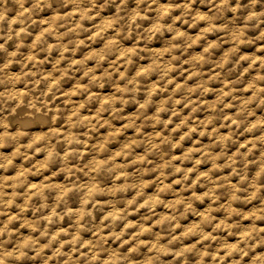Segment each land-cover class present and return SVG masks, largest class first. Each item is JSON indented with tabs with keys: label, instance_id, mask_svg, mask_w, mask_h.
Instances as JSON below:
<instances>
[{
	"label": "rangeland",
	"instance_id": "374dc122",
	"mask_svg": "<svg viewBox=\"0 0 264 264\" xmlns=\"http://www.w3.org/2000/svg\"><path fill=\"white\" fill-rule=\"evenodd\" d=\"M221 2L42 0L37 7V0H0V137L9 133V137L0 140L4 145L0 147V165L6 163L3 157L12 158L9 167H0V229L7 225V230L0 234V255L14 253L6 264H103L114 253H119L114 264H148L150 260L152 264H221L219 259H213L217 254L226 257L223 264H264V260L256 259L264 257V231L253 232L247 239H241V234L252 227L264 229V218L245 219L249 213L264 209V91L257 92V88L264 89V79H258L264 77V67L260 62L254 63L257 57L264 59V15L248 19L252 12L264 13V0H228L220 8ZM183 5H190V9L181 7ZM161 6L174 9L162 20ZM87 9L91 11L82 18L81 13ZM137 13L139 18L134 20ZM197 14L212 18L216 30L202 34L210 24L207 19L196 22L193 18ZM106 22L111 23V27L104 26ZM157 23L164 27L153 31ZM48 29L52 31H46ZM240 30L244 32L243 43L235 40ZM177 31L184 32L185 36L173 40ZM97 32L100 35H96ZM41 33L44 35L39 43L40 40L35 39ZM200 36L201 39L193 43ZM110 41L116 42L110 44ZM210 43L216 47L206 53L204 50ZM126 50L134 51L121 59ZM12 51L17 55H12ZM28 56L35 57L37 62L29 61ZM99 56L105 58L101 60ZM197 56H203V62L196 61L194 57ZM226 56L228 62L225 64ZM64 66L70 67L66 70L62 68ZM169 66L171 71L167 70ZM144 68L150 71L137 77ZM26 72L36 75L25 76ZM193 72L199 75H193ZM120 73L125 74L123 79ZM13 76L21 79H10ZM44 76L51 77L49 84L60 80L47 96L44 93L48 92L49 85ZM94 76L100 79L93 80ZM133 79L136 82L129 84ZM170 80L173 83H169ZM202 84L211 90L205 92L199 87ZM153 85L156 91L151 95L150 103L141 108L149 101ZM250 85L255 87L249 88ZM119 88L128 90L121 92ZM189 89L196 91L189 92ZM17 91L26 93L20 98L23 103L8 98L10 92L19 93ZM73 92L76 95H71ZM106 99H114L115 103H103ZM69 100L71 103L66 104ZM246 101L251 102L246 104ZM33 103L38 108L32 106ZM81 104L84 107L70 124L68 117ZM28 105L36 108L30 109ZM161 105L164 111L159 110ZM51 108H55L54 111ZM53 112H57L56 115ZM39 115L46 120L38 118ZM84 116L96 119L78 123ZM22 120L32 123L23 128ZM209 120L211 122L206 123ZM233 120L238 123L234 124ZM253 124L257 126L252 128ZM61 131L62 134H58ZM117 132L118 135L109 136V133ZM68 135H74L81 143L69 145L65 139ZM12 136L16 138L12 139ZM37 137L43 139L31 149L21 148L14 155L19 145L28 144ZM221 137L229 138L218 142ZM133 141L138 143L126 150L128 155L112 160ZM52 145H55V155L46 168H38L48 152H37V149H48ZM98 145H105L103 151ZM193 148L204 149L211 155H204L203 151L192 152L184 159ZM67 152L72 155L65 160ZM212 156L219 159L213 161ZM140 157L145 159L134 163ZM96 160L109 163L93 172L91 169ZM197 160L201 162L197 164ZM233 160L235 163L230 164ZM214 163L220 167L213 169ZM116 165L127 167L117 169ZM67 168L73 170L71 174L65 171ZM178 168L183 171L177 172ZM21 169L30 171L19 179H11ZM189 169L193 171L185 179ZM121 172L128 175L118 180ZM201 173H208L211 181L218 184L205 178L193 186ZM93 183L103 192L93 194L85 205L87 188L82 186ZM144 184L147 187L141 189ZM125 185L129 187L124 188ZM165 185L169 187L161 192ZM68 187L74 190L63 200H58L62 188ZM213 187L217 188L215 196L219 198L215 202L205 196ZM236 188L240 189L236 193L239 199L233 201ZM198 196L204 198L196 199ZM152 197H159L162 203L146 204ZM181 198L192 208L185 211L184 204L168 207ZM130 201L134 202L130 204ZM142 204L146 206L140 207ZM229 205L237 210L231 218L227 210ZM53 208L58 215L49 223L44 217L51 215ZM209 208L216 209L211 213L215 219L201 224L203 216L200 214L207 213ZM69 210L71 214H67ZM81 210L91 215L86 214L81 219L78 215ZM115 212L121 214L115 222L105 219ZM259 214L264 217V212ZM165 216L176 219L157 224ZM222 220L236 227L217 229L216 225ZM128 224L133 227H127ZM193 224H200V229L184 236ZM142 228L150 231L137 236ZM45 229L47 234L42 235ZM201 231L211 233L216 239L201 242ZM57 232L62 234L52 241L51 237ZM77 233L80 240L76 244L66 243ZM27 238L36 243L23 248L24 255L17 259L16 255L21 251L18 245ZM85 242H91L90 246L83 247ZM61 243L64 244L62 249ZM154 244L167 247L168 252L152 250ZM229 244L239 245L230 256L225 248ZM133 248L136 251H131ZM185 248L192 250L176 255ZM58 249L59 255L56 254ZM205 251L208 255L202 257L201 253ZM97 252L98 259L92 261V255Z\"/></svg>",
	"mask_w": 264,
	"mask_h": 264
},
{
	"label": "clouds",
	"instance_id": "9594fccd",
	"mask_svg": "<svg viewBox=\"0 0 264 264\" xmlns=\"http://www.w3.org/2000/svg\"><path fill=\"white\" fill-rule=\"evenodd\" d=\"M41 2H42V0H37V4H36V6L39 7V5H40ZM253 2H255V0H253ZM227 3H228V0H222L221 4L218 5V7L222 8V7H223L225 4H227ZM181 7H184V8H186V9H190V5H183V6H181ZM173 10H174V9H173L172 7H170V6H161V8L159 9V11H160L161 14H162V15H161V20L164 18V16H167V15L170 14ZM236 10H237V9H233V11H236ZM26 11H28V10H26ZM89 11H91V9H87V10H85L83 13H81L82 18H83L84 16H86V15H87V12H89ZM261 15H264V13H256V12H252V13H250L248 19L251 20V19L257 18V17H259V16H261ZM136 18H139V13H137V17H134V20H135ZM177 19H179V17H178ZM193 19H194L196 22H199V21H202V20H206V19L209 20V24H210V26H209L208 28H206V29H203V30H202V34H203V33H207V32H211V31H213V30H216V26H215V24L212 23V18L206 17V16L201 15V14H197ZM185 22L187 23V21H185ZM104 26L111 27V23L106 22V24H105ZM163 27H164V26H163L161 23H157V24L154 26V28H153L152 30H153V31H159V30H160L161 28H163ZM102 28H103V26H102ZM46 31H52V29H48V30H46ZM43 35H44V33H41V36H40V37H37V40L39 41V40L43 37ZM96 35H100V33L97 32ZM243 35H244L243 30H240V34L237 35V36H235V40H236V41H239L240 43H243L244 41L241 39V37H242ZM183 36H185V33H184V32L177 31V34H176V36L173 37V40L179 39V38H181V37H183ZM201 37H202V36H200V37H196V39L193 41V43H196L199 39H201ZM189 39H191V37H189ZM115 42H116V41H110L109 43L112 44V43H115ZM80 43H83V41H81ZM189 46H191V45H189ZM174 47H175V45H174ZM214 47H216V44H214V43H210L209 46H208L207 48H205L204 51H205L206 53H207V52H210L211 49L214 48ZM129 51H134V50H126L124 53L121 54V59L124 58V56L128 55V52H129ZM169 51H171V50H169ZM232 51H235V49H233ZM13 55H15V54H13ZM92 55L95 56V55H98V54H97V53H93ZM99 58H100L101 60H103L105 57H104V56H99ZM34 59H35V57H29V58H28L29 61H32V60H34ZM173 59H175V57H173ZM194 59H195L196 61H198V62H203L204 57H203V56H197V57H194ZM227 62H228V61H227V56H226V58H225V64H226ZM255 62H260V63H261V66L264 67V59L257 57L256 60L254 61V63H255ZM74 63H81V62H80V61H74ZM128 63H131V61L129 60ZM25 67H26V65H25ZM167 70H168V71H171L172 69H171V67L169 66ZM90 71H91V70H90ZM117 71H118V69H117ZM148 71H150L149 68H144V69H142L140 72L137 73V77L140 76V75H143L144 73H146V72H148ZM29 75L34 76V75H36V74L33 73V72H26V73H25V76H29ZM85 75H88V73H85ZM124 75H125L124 73H120L121 79L124 78ZM193 75H199V73L193 72ZM61 78H62V77H61ZM10 79L15 80V81H19V80L21 79V77H19V76H13V77H10ZM43 79H44V80H49V79H51V77H50V76H44ZM97 79H100V78H99V77H95V76L93 77V80H97ZM258 79H264V77H258ZM135 82H136L135 79H133V80H130V81H129V84H133V83H135ZM36 83H37V86H39L40 81L38 80ZM169 83H173V81L170 80ZM205 83H207V82H205ZM58 84H59V80H53L52 83H50L49 86H48V92L46 93V95L51 94L52 89L55 88ZM177 87L179 88L180 86L177 85ZM199 87L204 88V91H205V92L211 90V89H208V88L204 87L203 84L200 85ZM226 87H227V85H226ZM251 87H255V85H250L249 88H251ZM127 90H128L127 88H119V89H118V91H121V92H127ZM155 91H156V86L153 85L152 93L149 94V101H147L145 104H142V105L140 106L141 108H146V107H147V104L150 103V101H151V95L154 94ZM194 91H196V89H189V92H194ZM260 91H264V89L257 88V92H260ZM25 95H26V93H24V92H19V93L13 92V93L10 94V96H9L8 98H9V99H12V100H18L19 103H23V100L20 99V98L23 97V96H25ZM66 95H68V94L66 93ZM71 95H76V93L73 92V93H71ZM224 95H231V93H224ZM255 98H256V97H255V95H254V96H253V99H255ZM89 99H91V96L89 97ZM221 99H223V98L221 97ZM110 102L114 104V103H115V100L112 99L111 101H109V100L106 99L103 103L107 104V103H110ZM218 102H219V101H218ZM250 102H251V101H246L245 103L247 104V103H250ZM262 102H264V101H262ZM67 103H71V101L69 100V101H67ZM124 103H127V101H124ZM165 103H166V102H165ZM176 103H180V101H176ZM193 103H195V101H193ZM83 107H84V105L81 104L79 108L74 109L73 112H72V114L68 117V120H69V121H72V119H73L74 117L79 116L80 109H82ZM101 110H103V105H102V107H101ZM159 110H160V111H164V110H165L164 107H163V105H161V107H160ZM113 111L115 112L116 109L113 108ZM91 119H96V117H91V118H89V117H87V116H84V117H81V118H80V120L78 121V123H84L85 121H89V122H90ZM228 119H231V117H228ZM210 122H211V121L209 120V121L206 122V123H210ZM233 123L236 124V123H238V122L235 121V120H233ZM129 126H130V125H126V127H129ZM256 126H257L256 124L251 125L252 128H255ZM5 127H7V125H5ZM73 127H75V125H73ZM93 127H94V126H93ZM193 131H195V129H193ZM58 134H62V133H58ZM203 134H204V133H201V135H203ZM112 135H118V132H117V133H109V136H112ZM186 135H188V134H186ZM5 137H9V133L5 132V133H4V136H3V137H0V140H2V139L5 138ZM11 138H12V139H15L16 137H15V136H12ZM157 138H158V137H157ZM228 138H229V137H221V138H220V141H218V142H223V141H225V140L228 139ZM41 139H43V137H37L35 140L31 141V142L28 143V144H21V145H19V146L17 147V149H16V153H14V155H15V154H18V153L20 152L21 148H28V149H31V148L34 147V145H35L36 143H38ZM65 139L67 140V142H68L69 145H71L72 143H76V144L81 143V141H80L77 137H75L74 135H68V136L65 137ZM183 139H184V137H181V140H183ZM58 142H59V141H58ZM106 143H107V140L105 141V144H106ZM136 143H138V141H133L132 144L125 145L124 151H121V152L116 153V155L112 157V160H115L116 156L128 155L129 153H128L126 150L132 148V145H133V144H136ZM3 146H4V145H3L2 143H0V147H3ZM98 147L101 149V151H103L105 145H98ZM153 147H159V145H153ZM44 150H46V151L48 152V156H47V158H46V160L44 161L43 164L38 165V168H46V167H47L48 162H49V161L52 159V157L55 155V145H52V146H51L50 148H48V149H37V152L44 151ZM199 151H203V152H204V155H207V156H210V155H211L208 151H206V150H204V149H196V148H193V149H190L189 152L186 153L185 156H184L183 158L186 159V158H188V156L191 155L192 152H199ZM70 155H72V152H67V153L65 154V156H64V159L66 160L67 157L70 156ZM82 155H83V154H82ZM179 158H180V157H174L173 159H179ZM211 158H212L213 161H216V160L219 159V157H217V156H212ZM3 159L6 161V163L3 164V165H0V167L7 168V167H9V166L12 164V158H10V157H3ZM144 159H145V157H140V158H138L137 161H134V163H136V162H140V161H143ZM200 162H201V161H199V160L196 161L197 164H199ZM107 163H109V161H100V160L93 161V165H94V167H92L91 171H93V172H98L99 169H100L102 166H104L105 164H107ZM232 163H235V161L233 160V161L230 162V164H232ZM228 166H230V165H225V167H228ZM124 167H127V166H126V165H116V168H117V169H119V168H124ZM164 167H167V165H164ZM219 167H220V165L215 164V163L213 164V169H217V168H219ZM110 170H113V169H110ZM29 171H30V170H28V169H21L20 173H19L16 177H12L11 179H19L21 176H25ZM65 171H67L69 174H71L73 170H72L71 168H67V169H65ZM179 171H183V169L178 168V169H177V172H179ZM192 171H193V169H189V170H188V172L185 174V179L188 178V176L191 174ZM234 173H235V169H234ZM127 175H128V174H127L126 172H121L120 175L117 176V179L119 180V179H121L122 177H127ZM205 178H207V179H209V180L211 181V177L209 176L208 173H201V175H200L199 177H197V180L194 182L193 186H195V183H199V181H200L201 179H205ZM5 179L7 180V179H9V178H5ZM223 179H227V178L224 177ZM176 183H180V181H177ZM211 183H213L214 185L218 184L217 181H211ZM14 186H15V185H14ZM31 187L34 188L35 185H32ZM48 187H56V188H59V187H62V186H60V185H48ZM82 187H86V188H87V194H86V196H85V198H84V204H85V205H87V204L90 202L89 197H91L93 194H96V193H102V192H103V189H100V188H99V185L96 184V183H93V184L88 185V186H82ZM127 187H129V185H125V186H124V188H127ZM140 187H141V189H142L143 187H147V184L141 185ZM168 187H169V185H165L164 188H161V189H160V191L163 192V191L165 190V188H168ZM233 187L235 188V185H233ZM73 190H74L73 187L62 188L61 195H60L57 199H58V200H63L64 197L67 196L68 193L71 192V191H73ZM120 190H122V189H113V191H120ZM216 191H217V188H216V187H213V188H211L207 193H205V196H208V197L213 198V200H214V202H215V200L219 199L218 197L215 196V192H216ZM239 191H240V189H239V188H236L235 192H234L233 195H232V200H233V201L239 199L238 195L236 194V193H238ZM252 195H253V198H254V197H255V193H253ZM203 198H204V197H199V196L196 197V199H201V200H202ZM133 202H134V201H130L129 203L131 204V203H133ZM155 203H162V201L159 199V197H152V198L149 199V201L146 202V204H155ZM146 204H142L140 207H144V206H146ZM181 204H184L185 211H187L188 209H191V208H192V205H191L190 203H185L184 200H183V198L174 201L172 204L168 205V207H170V208H176L178 205H181ZM227 210H228V212H229V218H231V215H232V214H236V213H237V210H236L235 208L231 207L230 205L227 207ZM213 211H216V209L209 208L207 213H201V214H200V215L203 216V220L201 221V224H203V223H211V221H212L213 219H215L214 217L211 216V213H212ZM259 212H264V209H260L258 212H252V213H249L248 215L245 216V219H250V218L253 217V216H255L256 219H262V218H264V217H261V216H260ZM67 214H71V210H69V212H68ZM86 214H87V215H91V213H85L83 210H81L80 213H78V215L80 216L81 219H83L84 215H86ZM57 215H58L57 210H56L55 208H53L51 215L44 217V219L47 220L49 223H51L52 220H53V218L56 217ZM120 216H121V214H120L119 212H115V213H110L108 217H105V219H109V218H110V219L113 220V222H115V220L119 219ZM60 218L63 219V217H60ZM12 219H15V217H13ZM175 219H176L175 216H165V217H162L161 220L157 221V224H163L165 221H173V220H175ZM10 222H11V221H10ZM77 223H79V221H77ZM127 227H133V225H132V224H128ZM176 227L178 228V227H179V224H177ZM200 227H201L200 224H193L192 227L186 229V231L184 232L183 235H184V236H188V235L191 234V233H195L198 229H200ZM234 227H236V225H234V224H231V225H230V224H228V223H227L226 221H224V220L220 221V223L216 225V228H217V229H219V228H223V229H225V230H228V229H231V228H234ZM6 230H7V225H5V228H4V229H0V234H3V232L6 231ZM34 230H36V229H34ZM47 231H48V230L45 229V231H44V233H42V235H46V234H47ZM101 231H103V229H102ZM147 231H150V229H148V228H142L141 231H140L139 233H137L136 235H137V236H139V235H143V233H144V232H147ZM258 231H264V229H257V228H255V227H252L251 229H249V230L243 232V233L241 234V239H242V241L245 240V239H247L248 237H250V236L252 235L253 232H258ZM61 234H62V233L57 232L55 235H53V236L51 237V240H52V241L57 240ZM98 235H99V233H98ZM113 235H115V233H113ZM122 235H123V233L120 234V236H122ZM200 235H201L202 238H203L201 242H203L204 240H215V239H216V237L213 236L211 233H206V232L201 231V232H200ZM120 236H117V239H119ZM133 238L135 239V237H133ZM101 239L103 240V239H105V238H104V237H101ZM175 239H179V237H176ZM79 240H80V236H79V234L77 233V235H76L75 237H73L72 240L67 241L66 243L76 244ZM128 242H129V241H125V243H128ZM35 243H36V241L32 240L31 238H27V239H25V241H24L22 244L18 245V248H19L21 251L19 252L18 255H16V258L19 259L20 256L24 255V253H23V251H22L23 248L27 247L29 244H35ZM140 243L143 244L144 242L141 241ZM90 244H91V242H85L84 245H83V247L87 248V247L90 246ZM45 247H47V246H45ZM63 247H64V244L61 243V249H62ZM193 247H195V245H193ZM238 247H239V245H232V244L225 245V248L227 249V252H228V255H229V256H230L234 251H236V250L238 249ZM152 250H155V251H157V252H165V253L168 252V248H167V247L158 246V245H156V244H154V245L152 246ZM191 250H192V249H190V248H185V249H183L181 252L176 253V255H177V256H181V255H183L185 252H189V251H191ZM223 250H224V249H221V251H223ZM41 251H43V249H41ZM131 251H136V249L133 248ZM56 254H57V255L60 254V250H59V249L57 250V253H56ZM246 254H247V253H245V255H246ZM13 255H14L13 252H3V254L0 255V264H6L7 259L10 258V257H12ZM207 255H208V252H207V251L201 253V256H202V257H203V256H207ZM98 257H99V253L97 252V253H95L94 255H92L91 260H92V261H95L96 259H98ZM116 259H119V253H114V254L111 256V258H110L109 260L104 261L103 264H114V261H115ZM213 259H214V260L219 259L220 262H221V264H223V261L226 259V257H220V256L217 254L216 256L213 257ZM256 259H258V260H264V257H260V256H258V257H256ZM90 264H91V262H90ZM148 264H152L151 260L148 261Z\"/></svg>",
	"mask_w": 264,
	"mask_h": 264
},
{
	"label": "bare ground",
	"instance_id": "6f19581e",
	"mask_svg": "<svg viewBox=\"0 0 264 264\" xmlns=\"http://www.w3.org/2000/svg\"><path fill=\"white\" fill-rule=\"evenodd\" d=\"M57 2H58V1H57ZM11 25H12V24H11ZM14 26H15V25H14ZM11 28H13V27H11ZM13 29H14V28H13ZM13 32H14V31H13ZM22 33H23V32H22ZM26 33H27V32H26ZM31 34H32V33H31ZM31 34H29V35H31ZM12 35H13V34H12ZM14 35H15V34H14ZM14 35H13V36H14ZM18 35H20V34H18ZM23 35H24V34H23ZM23 35H22V36H23ZM15 36H16V35H15ZM31 36H32V35H31ZM38 36H39V35H38ZM7 37H8V36H7ZM19 37H20V36H19ZM26 37H27V36H26ZM39 37H40V36H39ZM8 38H9V37H8ZM30 38H31V37H30ZM9 39H10V38H9ZM11 39H12V38H11ZM16 39H17V38H16ZM18 39H21V37L18 38ZM18 39H17V40H18ZM4 40H5V39H4ZM31 40H32V39H31ZM35 40H37V39H35ZM18 41H19V40H18ZM22 41H23V39H22ZM41 41H42V40H40L39 43H40ZM23 42H24V41H23ZM27 42H28V41H27ZM47 42H48V41H47ZM7 43H8V42H7ZM18 43H19V42H18ZM33 43H34V41H33ZM33 43H32V44H33ZM35 43H36V42H35ZM43 43L45 44V42H43ZM3 44H5V43H3ZM3 44H2V45H3ZM21 44H22V43H21ZM23 44H24V43H23ZM25 44H26V43H25ZM37 44H38V42H37ZM44 44H42V45H44ZM35 45H36V44H35ZM35 45H34V46H35ZM50 45H53V44H50ZM50 45H49V46H50ZM59 45H60V44H59ZM0 46H1V45H0ZM3 46H4V45H3ZM7 46H8V45H7ZM19 46H21V45H19ZM28 46H30V45H28ZM38 47H39V46H38ZM59 47H60V46H59ZM61 47H62V46H61ZM1 48H2V47H1ZM5 48L8 50L7 47H5ZM29 48H31V46H30ZM50 48H52V46H50ZM53 48H55V46H54ZM12 49H13V48H12ZM18 49H19V47H18ZM32 49L34 50L35 48H32ZM14 50H15V49H14ZM16 50H17V49H16ZM19 50H21V47H20ZM53 50H54V49H53ZM2 51H3V50H2ZM9 51H10V50H9ZM41 51H42V50H41ZM46 51H47V50H46ZM12 52H14V51H12ZM36 52H37V51H36ZM39 52H40V51H39ZM48 52H49V51H48ZM4 53H5V52H4ZM7 53H8V52H7ZM15 53H16V52L12 53V55L15 54ZM18 53H19V52H18ZM37 54H38V53H37ZM4 55H6V53H5ZM4 55H3V56H4ZM7 55H8V54H7ZM12 55H11V56H12ZM15 55H17V53H16ZM22 55H23V53H22ZM29 55H30V54H29ZM35 55H36V54H35ZM8 56H9V55H8ZM8 56H7V57H8ZM5 57H6V56H5ZM13 57H17V56H13ZM25 57H26V56H25ZM28 57H29V56H28ZM32 57H33V56H32ZM4 59H5V58H4ZM38 59H39V58H38ZM7 60H8V59H7ZM35 60H36V59H35ZM35 60H34V61H35ZM5 61H6V59H5ZM8 61H9V60H8ZM12 61H13V60H11V62H12ZM17 61H18V60H17ZM18 62H19V61H18ZM32 62H33V61H32ZM35 62H37V61H35ZM6 63H7V61L5 62V64H6ZM9 63H10V61H9ZM20 63H21V61H20ZM3 64H4V63H3ZM11 64H13V63H11ZM21 64H23V63H21ZM27 64H28V63H27ZM31 64H33V63H31ZM36 64H37V63H35L34 65L37 66ZM25 65H26V64H25ZM9 66H10V65H9ZM20 66H21V65H20ZM32 66H33V65H32ZM3 67H4V68H7L6 66H3ZM3 67H2V69H3ZM22 67H23V66H22ZM26 67H27V66H26ZM33 67H34V66H33ZM69 67H70V66H69ZM69 67L65 68V66H64V67H62V68H65V69L67 70ZM9 68H10V67H9ZM9 68H8V69H9ZM12 68H13V67H12ZM10 69H11V68H10ZM54 69H55V68H53V70H54ZM20 70H22V72H23V68L20 69ZM62 70H64V69H62ZM11 71H12V70H11ZM64 71H65V70H64ZM22 72H19V73H22ZM12 74H13V73H12ZM14 75H15V74H14ZM64 75H65V74H64ZM60 76L62 77L61 74H60ZM63 77H64V76H63ZM57 80H58V79H57ZM49 81H50V80H46V81H45L46 84H47V82H48V85H49ZM59 81H60V80H59ZM45 82H44V83H45ZM50 83H52V82H50ZM11 86H12V85H11ZM14 88H15V87H14ZM14 88H13V89H14ZM13 89H12V90H13ZM5 90H6V89H5ZM5 90L3 89V91H5ZM6 91H7V90H6ZM17 92H19V91H17ZM25 92H26V91H25ZM1 93H2V92H1ZM3 93H4V92H3ZM5 93H6V92H5ZM12 93H13V92H12ZM7 94H8V93H7ZM10 94H11V92H10ZM27 94H28V93H27ZM44 94L46 95V93H44ZM44 94H43V95H44ZM63 94H64V93H63ZM67 94H68V93H67ZM8 95H9V94H8ZM30 95H31V94H30ZM32 95H33V93H32ZM45 95H44V96H45ZM64 95H66V93H65ZM64 95H63V96H64ZM46 96H47V95H46ZM53 96H54V95H53ZM66 96H69V95H66ZM66 96H65V97H66ZM38 97H39V96H38ZM55 97H56V96H55ZM36 98H37V96H36ZM40 98H42V97H40ZM45 98H46V97H45ZM53 98H54V97H53ZM69 98H70V97H69ZM69 98H68V99H69ZM25 99H26V98H25ZM27 99H28V98H27ZM30 99H31V96H30ZM30 99H29V101H30ZM42 99H44V97H43ZM70 99H72V98H70ZM46 100H47V99H45V101H46ZM72 100H73V99H72ZM32 101H33V100H32ZM32 101H30V102H32ZM37 101H38V100H37ZM37 101H36V102H37ZM45 101H44V103H45ZM47 101H48V100H47ZM61 101H63V99H62ZM61 101H60V102H61ZM64 101H66L65 98H64ZM33 102H34V101H33ZM40 102H41V101H40ZM42 102H43V101H42ZM42 102H41V103H42ZM50 102H51V101H50ZM51 103H52V102H51ZM29 104H30V103H29ZM55 104H56V103H55ZM55 104H53V105H55ZM66 104H67V102H66ZM33 105H34V103L32 104V106H33ZM69 105H70V104H69ZM71 105H72V104H71ZM28 106H29V105H28ZM34 106H37V105H34ZM39 106H40V105H39ZM48 106H49V105H48ZM46 107H47V105H46ZM51 107H52V106H51ZM56 107H57V106L55 105V108H56ZM29 108H30V109H31V108H34V109H35L36 107H31V106H29ZM37 108H38V106H37ZM39 108L41 109V106H40ZM42 108H43V107H42ZM55 108H54V109H55ZM63 108H64V107H63ZM49 109H50V108H49ZM51 109L54 111L53 108H51ZM57 109H58V107H57ZM59 110H60V109H58L57 112H59ZM39 111H40V110H39ZM39 111H38V112H39ZM29 112H30V111H29ZM40 112H41V111H40ZM57 112H56V113H57ZM26 113H27V112H26ZM47 113H48V111H47ZM56 113L53 112V115H54V114L56 115ZM14 114H15V113H14ZM30 114H32V113H30ZM60 114H61V113H60ZM57 115H58V114H57ZM29 116H30V115H29ZM60 116H61V115H60ZM60 116H59V117H60ZM32 117H33V116H32ZM57 117H58V116H57ZM57 117H56V118H57ZM38 118H40V119L43 120V121L46 120V118H45V117H42L41 115H39ZM52 118H53V116H52ZM19 119H20V118H19ZM53 119H55V118H53ZM57 119H59V118H57ZM52 121H53V120H52ZM55 122H56V121H55ZM31 123H32L31 120H22V121H21V124H22L23 128L29 126ZM42 123H43V122H42ZM52 123H53V122H52ZM63 123H64V122H63ZM67 123H68V122H67ZM69 123H70V121H69ZM56 124H57V123H56ZM70 124H72V123H70ZM17 125H18V124H17ZM53 125H55V124H53ZM63 125H66V124H63ZM19 127H20V126H19ZM55 130H56V129H55ZM57 130H58V129H57ZM59 131H60V130H59ZM61 133H62V131H61ZM54 134H55V133H54ZM56 134H57V133H56ZM74 212H75V211H74ZM48 215H49V214H48ZM48 215H46V216H48ZM10 220H11V219H10Z\"/></svg>",
	"mask_w": 264,
	"mask_h": 264
}]
</instances>
